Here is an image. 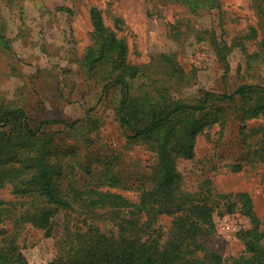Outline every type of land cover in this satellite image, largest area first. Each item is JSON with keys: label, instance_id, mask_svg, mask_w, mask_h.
I'll list each match as a JSON object with an SVG mask.
<instances>
[{"label": "trees", "instance_id": "obj_1", "mask_svg": "<svg viewBox=\"0 0 264 264\" xmlns=\"http://www.w3.org/2000/svg\"><path fill=\"white\" fill-rule=\"evenodd\" d=\"M147 1L148 13L167 4L195 17L222 8L221 0ZM3 8L19 10L22 18L24 6L22 0H0V42L9 49L11 23ZM253 10L258 24L231 42L222 25L221 34L213 27L189 26L182 34L180 22L170 28L174 39L187 34L205 43L224 73L236 48L245 55V70L254 71L264 66V0H253ZM56 11L74 13L70 7ZM89 19L91 45L80 60L82 71L100 87L104 100L110 94L118 97L114 111L119 128L130 144L144 145L154 154V165L132 200L116 191L133 190L124 184L117 162L104 165L90 152L96 144L87 134L98 131L95 119L87 115L73 124L37 122L25 108L0 101V192L10 188L14 196L12 201L0 199V264H28L19 244L21 231L30 225L52 237L61 213L60 255L48 264H225L199 242L213 233L220 211L237 212L250 222L240 236L244 254L230 264H264V226L251 196L219 193L208 179L188 189L178 170V160L194 159L199 136L213 128L222 135L231 123L238 124L247 164H264V85L245 83L232 92L201 91L193 100L185 99L182 90L195 75L174 55H160L153 66L132 64L128 45L116 31L122 21L117 19L111 29L97 7L90 8ZM248 45L256 50L247 52ZM153 67L162 75L150 74ZM254 121L259 126L249 128ZM81 122L86 131L70 139V130ZM53 124L63 129L51 132ZM164 218L172 219L170 226L162 225Z\"/></svg>", "mask_w": 264, "mask_h": 264}, {"label": "rangeland", "instance_id": "obj_2", "mask_svg": "<svg viewBox=\"0 0 264 264\" xmlns=\"http://www.w3.org/2000/svg\"><path fill=\"white\" fill-rule=\"evenodd\" d=\"M22 3V18L17 9L3 8L2 11L11 24L7 32L10 48L5 49L0 42V101L25 108L37 122L73 124L87 115L95 119L98 131L87 134L96 144L90 152L95 155L94 160L104 165L117 162L116 169L121 171L124 184L133 190L116 191L132 200L137 198L134 189L146 183L155 158L144 145L130 144L119 128L114 111L118 97L110 94L104 100L100 87L82 71L80 60L91 45L90 8L102 10L111 29L115 30L117 19L122 21L116 31L128 45L130 63L157 65L160 55H174L187 72L191 71L195 76L181 93L185 99L193 100L201 91L232 92L245 83L264 85V66L247 72L245 55L239 48L230 55V69L226 74L205 43H196L187 34L174 39L170 28L171 23L180 22L182 34L187 32V26L213 27L221 34L222 25L226 39L231 42L258 24L253 0H221L220 11L202 13L199 17L173 4L148 13L147 0H22ZM58 7H70L74 13L57 12ZM247 47V52L256 50L255 45ZM150 74L159 77L162 72L153 67ZM259 124L260 121L249 122L248 127L256 129ZM82 125L81 122L80 127L70 130V139L76 135L81 137L86 131ZM48 129L56 132L63 126L53 124ZM217 130L213 128L199 136L193 160H178L184 183L188 189H194L208 179L219 193L249 194L264 226V164H247L238 124H229L222 135ZM235 165L243 167L236 172ZM0 199L14 200L11 189L1 191ZM171 221L164 218L161 223L168 227ZM63 223L61 213L56 217L52 237H45L44 231L30 225L21 231L19 244L28 264H48L59 257ZM214 224L213 233L200 237L199 242L218 253L225 264H230V259L244 254L240 236L250 228V222L237 212L220 211L214 216Z\"/></svg>", "mask_w": 264, "mask_h": 264}]
</instances>
